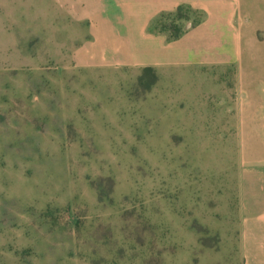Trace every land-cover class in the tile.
I'll return each mask as SVG.
<instances>
[{
    "label": "rangeland",
    "instance_id": "1",
    "mask_svg": "<svg viewBox=\"0 0 264 264\" xmlns=\"http://www.w3.org/2000/svg\"><path fill=\"white\" fill-rule=\"evenodd\" d=\"M123 1L0 0V264H241L264 206V0L235 19L238 63L202 68L204 11L143 39Z\"/></svg>",
    "mask_w": 264,
    "mask_h": 264
},
{
    "label": "crops",
    "instance_id": "2",
    "mask_svg": "<svg viewBox=\"0 0 264 264\" xmlns=\"http://www.w3.org/2000/svg\"><path fill=\"white\" fill-rule=\"evenodd\" d=\"M124 1L128 3L127 0ZM248 1L250 0H136L140 13L134 16L131 12H127L125 15L127 20L123 25L130 33H138L143 39H155L156 34L149 33L148 29L159 14L173 12L180 5H189L194 9L202 10L207 14V18L189 33L207 28L211 39L205 49L218 53L224 47H228L232 50L233 57L227 60L211 58L207 53L209 51L206 50V52L202 51V55L198 60L188 62L199 68L207 65L228 67L231 64L238 63V53L242 47L241 31L247 33L249 31L248 29L246 31L245 27L238 22V19L235 22L237 16L245 13V3ZM251 1L254 2L255 0ZM113 17L115 18V15ZM163 38L166 39L165 36ZM112 46L114 51L126 57L130 56L131 51L135 48V44L129 41L124 43L114 42ZM112 65L126 66L120 63H112ZM127 65L126 67H158L164 65V63L155 62L151 65L131 63ZM252 176L254 179H263L264 190V171H258L257 168H254ZM239 257L241 258V264H264V206L258 215H253V217L244 216L241 220Z\"/></svg>",
    "mask_w": 264,
    "mask_h": 264
},
{
    "label": "trees",
    "instance_id": "3",
    "mask_svg": "<svg viewBox=\"0 0 264 264\" xmlns=\"http://www.w3.org/2000/svg\"><path fill=\"white\" fill-rule=\"evenodd\" d=\"M180 9H182V7H179V9L178 10H180ZM158 20V19H157ZM181 37V35H175V36H173V38L172 39H170L169 41H174V40H177L178 38H180Z\"/></svg>",
    "mask_w": 264,
    "mask_h": 264
}]
</instances>
